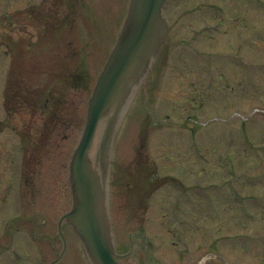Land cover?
Segmentation results:
<instances>
[{"label": "rangeland", "instance_id": "obj_1", "mask_svg": "<svg viewBox=\"0 0 264 264\" xmlns=\"http://www.w3.org/2000/svg\"><path fill=\"white\" fill-rule=\"evenodd\" d=\"M127 3L0 0V264L60 252L69 160ZM163 13L168 40L113 133L115 252L121 264H264V0H167ZM77 66L85 80L68 83ZM63 230L55 264H90Z\"/></svg>", "mask_w": 264, "mask_h": 264}, {"label": "water", "instance_id": "obj_2", "mask_svg": "<svg viewBox=\"0 0 264 264\" xmlns=\"http://www.w3.org/2000/svg\"><path fill=\"white\" fill-rule=\"evenodd\" d=\"M165 1L129 0L114 46L88 99L85 123L69 161L71 205L60 216L57 230L63 238L62 223H69L84 245L91 264H120L107 214L112 137L118 113L166 42L168 26L162 14ZM107 110L112 111L111 116L106 114ZM98 132L99 171L89 157V149Z\"/></svg>", "mask_w": 264, "mask_h": 264}, {"label": "bare ground", "instance_id": "obj_3", "mask_svg": "<svg viewBox=\"0 0 264 264\" xmlns=\"http://www.w3.org/2000/svg\"><path fill=\"white\" fill-rule=\"evenodd\" d=\"M98 136H99V132L96 134V136L94 138V142H93L91 148L89 149V157L92 161V165H94V168L99 171L100 168H99V164H98V154L96 152L97 145H98V143H97Z\"/></svg>", "mask_w": 264, "mask_h": 264}, {"label": "flooded vegetation", "instance_id": "obj_4", "mask_svg": "<svg viewBox=\"0 0 264 264\" xmlns=\"http://www.w3.org/2000/svg\"><path fill=\"white\" fill-rule=\"evenodd\" d=\"M158 184H159V176H158Z\"/></svg>", "mask_w": 264, "mask_h": 264}]
</instances>
